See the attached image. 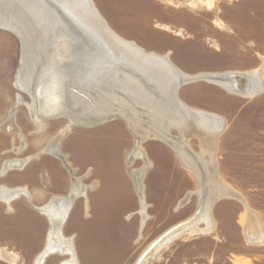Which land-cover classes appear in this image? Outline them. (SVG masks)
<instances>
[{
	"label": "rangeland",
	"instance_id": "rangeland-1",
	"mask_svg": "<svg viewBox=\"0 0 264 264\" xmlns=\"http://www.w3.org/2000/svg\"><path fill=\"white\" fill-rule=\"evenodd\" d=\"M91 1L117 35L146 52L167 54L185 74L260 69L261 91L252 97L232 95L204 81L179 89L178 97L189 107L224 120L216 142L217 174L240 198H218L212 206L214 227L209 233L182 234L146 264H264V241L248 244L243 234L248 212L264 226V0H214L210 8L191 6L192 0ZM20 66L17 38L0 29V123L19 94L24 104L14 115L26 139L25 149L15 154L10 142L13 139L19 146L20 141L0 132V164L32 155L67 124L65 119H51L42 133L35 132L26 106L30 100L15 87ZM189 145L194 153L200 152L196 138ZM142 147L150 162L143 177V211L132 181V173L143 162L126 164L134 140L123 120L74 127L60 140V150L76 169L75 176L88 172L83 183L96 184L86 190V197L75 201L62 227V233L72 238L77 264H138L157 241L197 214L196 180L174 152L151 137ZM69 180L61 162L44 154L19 170L0 173V185L41 192L33 200L35 205L65 195ZM187 193H192L188 203L179 208ZM47 229L46 219L24 197L0 203V264H34ZM68 259L50 255L43 264Z\"/></svg>",
	"mask_w": 264,
	"mask_h": 264
},
{
	"label": "bare ground",
	"instance_id": "bare-ground-1",
	"mask_svg": "<svg viewBox=\"0 0 264 264\" xmlns=\"http://www.w3.org/2000/svg\"><path fill=\"white\" fill-rule=\"evenodd\" d=\"M192 1L191 6L202 4L210 8L214 0ZM0 28L13 34L20 44L21 66L15 87L30 100L27 111L37 133L44 131L48 120L67 121L64 129L42 150L44 154L59 159L74 174L76 170L58 148L66 132L74 127L93 128L119 118L134 140L126 164L130 166L134 160L143 162L132 173L142 211L143 177L150 163L142 147L147 138L166 144L196 180L197 214L157 241L138 264H146L160 248L182 234L209 233L214 227L211 211L215 201L223 196L240 198L217 174L216 142L224 129V120L192 109L180 100L178 91L186 82L204 81L229 94L252 97L261 91L259 68L247 72L185 74L172 64L167 54L146 52L117 35L91 0H0ZM23 104L17 94L14 106L0 124L1 132L17 133L21 141L14 114ZM192 138L199 142V153H194L189 145ZM88 174L72 175L68 196L35 209L47 216L49 230L34 264H43L50 255L69 257L62 264H77L72 238L62 233V227L74 202L86 197V190L96 185L83 183ZM19 192L27 195L25 190L0 187V202L18 196ZM191 195L187 193L178 207L186 205ZM201 224L203 228H199ZM143 225L144 220L141 228ZM243 234L248 244L264 241V226L255 214L248 212Z\"/></svg>",
	"mask_w": 264,
	"mask_h": 264
},
{
	"label": "crops",
	"instance_id": "crops-1",
	"mask_svg": "<svg viewBox=\"0 0 264 264\" xmlns=\"http://www.w3.org/2000/svg\"><path fill=\"white\" fill-rule=\"evenodd\" d=\"M5 120V119H4ZM3 120V121H4ZM29 120H30V118H29ZM30 122L32 123V125L34 126V130H35V132L37 133V130H36V127H35V125L33 124V122L30 120ZM2 123V122H1ZM0 123V124H1ZM15 123H16V121H15ZM17 124V123H16ZM17 126H18V124H17ZM18 128H19V133H20V135L22 136V138H23V141H21V139H20V137H19V134H17V133H15V134H7V133H4V132H2L3 134H5V135H11V136H13V135H15L16 137H17V139L20 141V143H19V146H15L14 145V140L12 139L11 140V148H10V150H11V152H13V153H15V154H19V153H21L24 149H25V147H26V139H25V137L22 135V131H21V128L18 126ZM1 132V131H0ZM60 133V132H59ZM57 136V135H56ZM55 136V137H56ZM54 138V135L53 136H51L50 138H49V140L47 141V143L49 144L50 143V141H52V139ZM45 144V146H43L41 149H39L37 152H35V153H33L32 155H29L28 157H26V158H23V159H17V158H12V159H6V160H3L2 162H1V164H0V173H5V172H7L8 170H10V169H13V170H19V169H21L23 166H25L27 163H28V161H29V159H32V158H35V157H37L38 155H40V154H44L43 152H42V150L43 149H45L47 146H48V144ZM22 145H24L22 148H21V146ZM47 145V146H46ZM58 148H59V152L61 153V155H63V156H65L66 158H65V160H67L69 163H70V161L68 160V158H67V155H65L64 153H62L61 152V150H60V143H59V146H58ZM21 149V150H20ZM44 155H46V154H44ZM31 156V157H30ZM49 156V155H48ZM51 157V156H50ZM52 158H54V159H56L55 157H52ZM26 159V160H25ZM56 160H59V159H56ZM24 161H26V162H23ZM60 161V160H59ZM6 162H9V163H6ZM61 162V164L65 167V169L67 170V172H68V174H69V177H70V180H69V183H68V188H67V193L65 194V195H55V196H52V197H50L46 202H44L43 204H40V205H35L34 203H33V200L35 199V198H37V197H39L40 195H41V192H31V191H29L26 187H24V186H21V187H8V186H6V185H0V187H4V188H6V189H9V190H13V189H15V191H18V190H25L26 192H27V195H25L23 192H19L18 193V196H15V197H11V198H9L7 201H4V203H2V204H9V202H11V200H13L14 199V201L16 200V199H18V197L20 196V197H24L26 200H27V202H29L30 204H31V207L33 208V210L35 211V209H38V208H42L44 205H46V204H48L50 201H52L53 199H56V198H63V196H64V198L66 197V196H68L69 194H70V189H71V187H72V181H73V179H72V175H75V174H70L71 172H69V170L66 168V166L63 164V162L62 161H60ZM18 164H19V166H18ZM12 165V166H11ZM15 165V166H14ZM11 166V167H10ZM70 166L72 167V168H74L73 166H72V164L70 163ZM10 168V169H9ZM75 169V168H74ZM76 170V169H75ZM18 189V190H17ZM23 194V195H22ZM27 197V198H26ZM1 203V202H0ZM46 203V204H45ZM75 203V202H74ZM74 205V204H73ZM8 208H10V206L8 205ZM72 208H73V206H72ZM37 212V211H36ZM38 214H40L41 216H43L45 219H46V221H47V223H48V229H47V232H46V236H45V241H44V243L46 242V239H47V233H48V230H49V220H48V218H47V216H45L44 214H42V213H39V212H37ZM44 246V245H43Z\"/></svg>",
	"mask_w": 264,
	"mask_h": 264
},
{
	"label": "water",
	"instance_id": "water-1",
	"mask_svg": "<svg viewBox=\"0 0 264 264\" xmlns=\"http://www.w3.org/2000/svg\"><path fill=\"white\" fill-rule=\"evenodd\" d=\"M0 29H2V28H0ZM4 29V28H3ZM192 82V81H191ZM186 83H189V82H186Z\"/></svg>",
	"mask_w": 264,
	"mask_h": 264
}]
</instances>
